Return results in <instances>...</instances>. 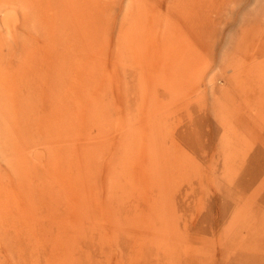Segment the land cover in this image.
I'll return each instance as SVG.
<instances>
[{
  "label": "rangeland",
  "instance_id": "obj_1",
  "mask_svg": "<svg viewBox=\"0 0 264 264\" xmlns=\"http://www.w3.org/2000/svg\"><path fill=\"white\" fill-rule=\"evenodd\" d=\"M244 220L264 0H0V264H256Z\"/></svg>",
  "mask_w": 264,
  "mask_h": 264
},
{
  "label": "bare ground",
  "instance_id": "obj_2",
  "mask_svg": "<svg viewBox=\"0 0 264 264\" xmlns=\"http://www.w3.org/2000/svg\"><path fill=\"white\" fill-rule=\"evenodd\" d=\"M244 221L246 222V245L244 246H246V252L249 255V259L251 260L250 262H256V264H263L264 236L262 235V228L264 225L262 226V223L264 222V220H255V223H252V220Z\"/></svg>",
  "mask_w": 264,
  "mask_h": 264
}]
</instances>
